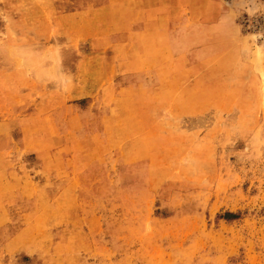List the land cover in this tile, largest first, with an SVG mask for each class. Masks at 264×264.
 Returning a JSON list of instances; mask_svg holds the SVG:
<instances>
[{
    "label": "rangeland",
    "instance_id": "374dc122",
    "mask_svg": "<svg viewBox=\"0 0 264 264\" xmlns=\"http://www.w3.org/2000/svg\"><path fill=\"white\" fill-rule=\"evenodd\" d=\"M0 264H264V0H0Z\"/></svg>",
    "mask_w": 264,
    "mask_h": 264
}]
</instances>
